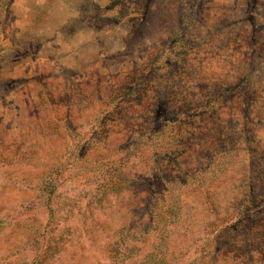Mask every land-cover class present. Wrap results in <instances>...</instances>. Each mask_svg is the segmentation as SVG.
<instances>
[{
    "label": "rangeland",
    "instance_id": "rangeland-1",
    "mask_svg": "<svg viewBox=\"0 0 264 264\" xmlns=\"http://www.w3.org/2000/svg\"><path fill=\"white\" fill-rule=\"evenodd\" d=\"M0 264H264V0H0Z\"/></svg>",
    "mask_w": 264,
    "mask_h": 264
}]
</instances>
